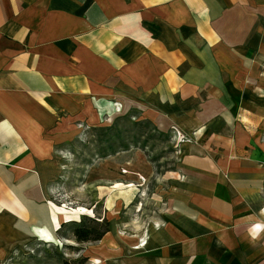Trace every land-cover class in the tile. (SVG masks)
I'll return each instance as SVG.
<instances>
[{"label":"crops","instance_id":"crops-1","mask_svg":"<svg viewBox=\"0 0 264 264\" xmlns=\"http://www.w3.org/2000/svg\"><path fill=\"white\" fill-rule=\"evenodd\" d=\"M255 64L264 0H0V264L57 240L61 146L117 108L178 139L177 163L151 179L148 223L138 179L110 181L89 264H264V155L225 95Z\"/></svg>","mask_w":264,"mask_h":264},{"label":"rangeland","instance_id":"rangeland-1","mask_svg":"<svg viewBox=\"0 0 264 264\" xmlns=\"http://www.w3.org/2000/svg\"><path fill=\"white\" fill-rule=\"evenodd\" d=\"M237 78L243 87L226 89L225 95L238 105L234 107L236 111L245 109L254 113V122L248 125L253 129L254 155L259 157L264 155V67L255 64L249 74L239 73ZM252 97L257 101H252ZM107 112H101L103 116L96 126L81 127L78 138L65 142L58 153L63 168L52 201L63 211L66 223L57 230V240L35 242L25 249H15L4 264H62L64 261L67 264H89L86 256L96 242L76 243L72 231L83 220H107L103 216L104 190L110 181L122 174L139 181L125 186L135 192L129 208L133 220L150 221L148 216L152 217L156 211L154 207H157L151 194V179L164 171L174 170L178 139L175 141L169 133L158 132L148 121H139L133 111L124 113L117 108L115 113ZM141 163L146 168L149 166L151 171L148 176L144 175V179L134 169ZM139 187L144 190L139 192ZM134 215L137 216L134 218ZM92 264L99 262L92 261Z\"/></svg>","mask_w":264,"mask_h":264},{"label":"trees","instance_id":"trees-1","mask_svg":"<svg viewBox=\"0 0 264 264\" xmlns=\"http://www.w3.org/2000/svg\"><path fill=\"white\" fill-rule=\"evenodd\" d=\"M110 230L109 222L102 219L100 222L83 220L72 231L76 243H93L100 241ZM62 264H67L63 262Z\"/></svg>","mask_w":264,"mask_h":264}]
</instances>
